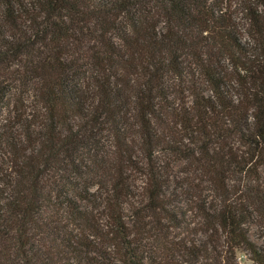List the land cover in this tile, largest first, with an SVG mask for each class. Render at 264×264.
<instances>
[{"label":"trees","instance_id":"obj_1","mask_svg":"<svg viewBox=\"0 0 264 264\" xmlns=\"http://www.w3.org/2000/svg\"><path fill=\"white\" fill-rule=\"evenodd\" d=\"M233 1L0 0V264H264V0Z\"/></svg>","mask_w":264,"mask_h":264},{"label":"rangeland","instance_id":"obj_2","mask_svg":"<svg viewBox=\"0 0 264 264\" xmlns=\"http://www.w3.org/2000/svg\"><path fill=\"white\" fill-rule=\"evenodd\" d=\"M233 2H234V6L236 7V10L239 12L238 16L241 18L240 22L243 25V23H245V18H244L245 15H244V11L243 12H241V11H242V9L244 7V2H243V0H234ZM79 153L80 152H78V155H79ZM0 159H11V158H10V156L8 154L4 153V154L0 155ZM257 231L258 230L256 228H253L251 237L256 242L261 243V241H262L261 238L263 237L262 235H264V234L263 233L260 234L259 232L257 233ZM259 234H260V236L258 237ZM239 260L241 262H245V258L243 257V255L239 254Z\"/></svg>","mask_w":264,"mask_h":264}]
</instances>
